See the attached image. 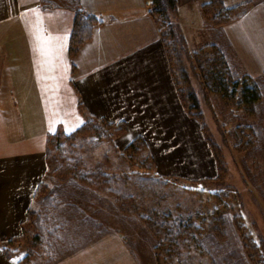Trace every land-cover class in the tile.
Instances as JSON below:
<instances>
[{"label": "rangeland", "instance_id": "obj_1", "mask_svg": "<svg viewBox=\"0 0 264 264\" xmlns=\"http://www.w3.org/2000/svg\"><path fill=\"white\" fill-rule=\"evenodd\" d=\"M172 23L174 34L167 51L171 72L176 89L182 91L185 115L198 125L194 142L202 161L197 166L203 163L207 169L198 170L191 161L185 167L194 177L161 172L143 137L146 146L137 156L126 152L135 139L125 145L120 138L129 129L108 139L90 132L80 141L55 142L69 158L81 161L69 168L79 164L86 171L100 168L108 176L93 172L74 185L76 174L64 166L61 183L55 171L59 164L54 158L48 161L49 172L43 179L46 194L39 199L38 211L43 206L45 217L47 204L42 199L48 194L59 199L46 216L52 223L46 231L55 235L49 242L54 250L46 255L55 258L48 262L34 254L35 262L30 264H264V93L250 111L238 99H225L218 84L208 82L212 67L222 72L223 63L235 76L225 77L229 85L236 73L247 74L222 37L224 25L206 19L207 25L190 39L181 34L174 17ZM192 93L197 108L189 99ZM163 215L169 216L163 220L169 225L193 216L201 228L200 242L195 238L187 245L185 239L169 235L168 228L154 234L153 223ZM34 231L18 244L17 254L26 255L23 260L33 246Z\"/></svg>", "mask_w": 264, "mask_h": 264}, {"label": "crops", "instance_id": "obj_2", "mask_svg": "<svg viewBox=\"0 0 264 264\" xmlns=\"http://www.w3.org/2000/svg\"><path fill=\"white\" fill-rule=\"evenodd\" d=\"M209 1L178 0L174 19L181 34L194 39L203 30L201 7ZM225 4H249L221 32L235 63L253 78L263 76L264 0ZM37 7L39 22L31 11ZM79 7L101 24L71 56V8L49 0H0V241L22 234L47 171V137L76 131L90 116L125 123V145L143 137L163 173L194 177L185 167L191 161L207 169L197 166L198 125L183 110L149 1L80 0ZM37 26L47 29L44 39ZM25 256L8 259L0 249V264H21Z\"/></svg>", "mask_w": 264, "mask_h": 264}, {"label": "trees", "instance_id": "obj_3", "mask_svg": "<svg viewBox=\"0 0 264 264\" xmlns=\"http://www.w3.org/2000/svg\"><path fill=\"white\" fill-rule=\"evenodd\" d=\"M80 0H49V4L61 5L65 7L71 8L75 12V20L73 25V30L71 33L70 39V52L71 56H75L81 46L88 42L93 35L95 28L101 24V20L94 14L88 13L83 8L79 7ZM150 4V15L156 20L161 38L166 47V51H168L169 40L173 38L174 27L172 23V17H174L177 9H178V0H148ZM249 8V4H242L238 6H234L231 8L225 7L224 0H210L205 3L201 7L202 14L204 18L211 19L215 22L216 25L223 26L228 23H231L237 19H239ZM168 56V52H167ZM219 67V66H218ZM222 67V72L215 71V68L212 67L211 72L209 73L208 82L211 80L214 83L218 84L219 91H221L223 97L225 99H238L241 105L246 109L252 111L254 110V106L256 103L260 102L262 99V94L264 93V75L257 78H252L248 74H237L235 80L227 83L225 81V77L228 79H232L235 77L234 75H230L227 70V66L223 63L220 64V68ZM219 70V69H218ZM225 70V71H224ZM214 71V72H213ZM221 71V70H220ZM226 74V75H225ZM207 79V78H206ZM232 88V89H231ZM178 90V94L181 97L182 91ZM189 99L194 102L193 107L197 108V100L194 94L189 95ZM128 131V126L125 123H110L105 119L96 118L90 116L87 118L86 122L76 131L72 133H64L62 131H58L55 134L49 135L47 137L46 142V160L47 164L51 158H54L55 162H57L58 167H56V172L58 175V179L63 182V178L60 174L62 167L67 166L69 169V173L76 174L78 179H74L76 183L74 185L81 184V182H85L87 176L92 174L93 172L102 175L103 177H107L108 175L102 171L100 168H95L90 171H86L85 168L81 169L80 160H75L74 158L68 157V152L59 148L55 142L62 141V143H69L72 140L80 138L81 135H86L91 133H96L97 135L103 136V138H111L116 135H121ZM80 141V140H79ZM65 146L66 144H62ZM55 144V145H54ZM77 144H81V142H77ZM56 146L54 149L52 146ZM146 146L142 137H137L127 148L126 152H131L132 156H137L142 149ZM72 154V153H70ZM53 160V161H54ZM80 163L79 165L72 166L69 168L68 166L72 163ZM76 170L75 173L73 170ZM81 169V170H80ZM47 170L46 173H48ZM46 175V174H45ZM45 178V177H44ZM66 184H69L68 182ZM46 187H44V182L42 181L33 201V206H31L28 214L27 221L23 224L22 230H25L24 234L14 237L8 241H0V249L5 252V255L8 259H11L20 251L18 244L24 239V236L28 237V232L35 231L33 237L30 238V242L33 243L29 251V258L27 257L22 261L21 264H30L33 262V257L35 255L45 256L47 257L48 262L53 260L55 257H48L46 254L48 251L54 250L52 248V244H50V240L55 236L54 233L52 235L47 233L48 224H52L46 218L49 213V209L54 207L55 201H59L58 198L51 197L48 194L47 197L42 199V204H47L45 207L47 211L45 212V217L42 216L44 214L43 206L42 210L38 211V204H40L39 199L42 194H46ZM58 188V186L56 187ZM65 188V187H63ZM59 189V188H58ZM53 194V191H50ZM41 200V199H40ZM49 208V209H48ZM46 210V209H45ZM164 216V217H163ZM161 221H156L153 223L152 229L154 234L158 235V232L165 228L169 229V235L172 237H177L180 239H185L187 245H190L191 242L196 238L198 242H200V234L201 230L200 226L194 223L195 218L193 216L185 217L183 221H176L174 224H167V222L163 221L166 218L170 219L168 215H163ZM201 216V217H199ZM197 215L196 218H204V215ZM161 217V216H160ZM202 220V219H201ZM203 220V221H204ZM55 223V221L53 222ZM154 227L157 232L154 231ZM34 228V229H31ZM38 230V232H37ZM199 232V236L197 237V233ZM58 236V234H56ZM59 239V236L56 237ZM190 240V241H189ZM182 241V240H181ZM183 242V243H185ZM42 246H46V248L41 249ZM44 244V245H43Z\"/></svg>", "mask_w": 264, "mask_h": 264}, {"label": "snow or ice", "instance_id": "obj_4", "mask_svg": "<svg viewBox=\"0 0 264 264\" xmlns=\"http://www.w3.org/2000/svg\"><path fill=\"white\" fill-rule=\"evenodd\" d=\"M34 15L36 16L37 21H41L42 18V12L41 10L37 7L31 10ZM37 32L40 34L41 39H44V33L47 32V29L43 28L42 26H37Z\"/></svg>", "mask_w": 264, "mask_h": 264}]
</instances>
